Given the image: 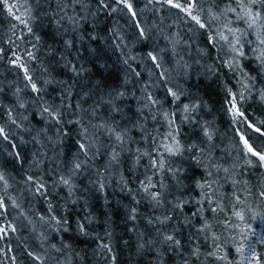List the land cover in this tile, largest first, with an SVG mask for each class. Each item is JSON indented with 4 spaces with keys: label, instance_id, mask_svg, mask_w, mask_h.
I'll return each mask as SVG.
<instances>
[{
    "label": "trees",
    "instance_id": "trees-1",
    "mask_svg": "<svg viewBox=\"0 0 264 264\" xmlns=\"http://www.w3.org/2000/svg\"><path fill=\"white\" fill-rule=\"evenodd\" d=\"M0 129V264H264V0H0Z\"/></svg>",
    "mask_w": 264,
    "mask_h": 264
},
{
    "label": "snow or ice",
    "instance_id": "snow-or-ice-1",
    "mask_svg": "<svg viewBox=\"0 0 264 264\" xmlns=\"http://www.w3.org/2000/svg\"><path fill=\"white\" fill-rule=\"evenodd\" d=\"M121 2H123V0H121ZM169 2H171V0H169ZM253 2H255V0H253ZM175 6H176V7H180V5H175ZM127 7H129V9H130V8H131V5L129 4V5H127ZM9 10L11 11V8H9ZM257 15H259V14L257 13ZM17 19H19V17H17ZM194 19H195V17H194ZM22 22H23V21H22ZM29 31H30V29H29ZM29 55H31V54L29 53ZM153 59H155V58L153 57ZM33 90H36L35 85H33ZM2 131H3V130L0 129V133H2ZM119 138H120V137L117 136V139H119ZM245 144H247V141H245ZM80 147H81V149H83V148H84V145L81 144ZM167 151H169V152L171 153V152L173 151V149L168 148ZM249 151H250V152L253 151L252 148H251L250 146H249ZM253 154L259 156V153H253ZM260 159H261V160H264V156H260ZM161 166H162V165H161ZM76 167L78 168L79 165L77 164ZM64 183H67V181H64ZM158 196H159V193L155 194V195L153 196V199H157ZM235 215L238 216V217H240L241 219H243V216L241 215V213L237 212V213H235ZM166 239H167V240H172L173 238H172L171 236H169V237H166ZM176 243L179 244V241H176ZM237 251H240V249H237Z\"/></svg>",
    "mask_w": 264,
    "mask_h": 264
}]
</instances>
